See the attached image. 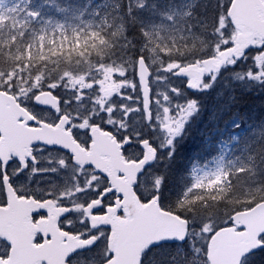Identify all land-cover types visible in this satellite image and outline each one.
<instances>
[{
  "label": "snow or ice",
  "instance_id": "obj_1",
  "mask_svg": "<svg viewBox=\"0 0 264 264\" xmlns=\"http://www.w3.org/2000/svg\"><path fill=\"white\" fill-rule=\"evenodd\" d=\"M0 264H264V0H0Z\"/></svg>",
  "mask_w": 264,
  "mask_h": 264
}]
</instances>
